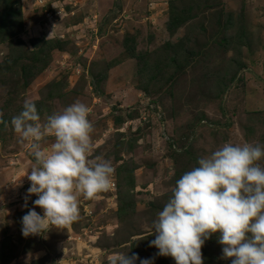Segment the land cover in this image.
<instances>
[{"label": "rangeland", "instance_id": "374dc122", "mask_svg": "<svg viewBox=\"0 0 264 264\" xmlns=\"http://www.w3.org/2000/svg\"><path fill=\"white\" fill-rule=\"evenodd\" d=\"M26 99L42 124L86 104L92 158L115 169L103 199L81 196L79 219L47 239L21 232L37 199L25 207L35 158L11 125ZM226 142L264 147V0H0V264H175L151 224ZM202 255L231 264L215 236Z\"/></svg>", "mask_w": 264, "mask_h": 264}, {"label": "clouds", "instance_id": "9594fccd", "mask_svg": "<svg viewBox=\"0 0 264 264\" xmlns=\"http://www.w3.org/2000/svg\"><path fill=\"white\" fill-rule=\"evenodd\" d=\"M51 36V35H50ZM14 132L35 158L25 198L36 196L21 218L24 238L47 239L79 219L80 197L99 201L110 191L114 167L92 158L94 127L86 104L76 101L40 122L26 99L11 120ZM51 138V142H49ZM264 147L226 142L198 159V166L175 181L172 193L151 224L150 246L175 264H204L202 248L217 238L231 264H264ZM35 208L42 209V214ZM66 255V249H65ZM38 258V257H37ZM32 254L28 253L26 264ZM154 264V259L121 254L118 264Z\"/></svg>", "mask_w": 264, "mask_h": 264}, {"label": "trees", "instance_id": "16d2710c", "mask_svg": "<svg viewBox=\"0 0 264 264\" xmlns=\"http://www.w3.org/2000/svg\"><path fill=\"white\" fill-rule=\"evenodd\" d=\"M174 61H176V60H174Z\"/></svg>", "mask_w": 264, "mask_h": 264}, {"label": "bare ground", "instance_id": "6f19581e", "mask_svg": "<svg viewBox=\"0 0 264 264\" xmlns=\"http://www.w3.org/2000/svg\"><path fill=\"white\" fill-rule=\"evenodd\" d=\"M257 135V134H256Z\"/></svg>", "mask_w": 264, "mask_h": 264}]
</instances>
